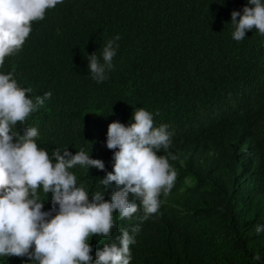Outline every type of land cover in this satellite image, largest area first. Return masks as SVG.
<instances>
[{"label": "trees", "instance_id": "16d2710c", "mask_svg": "<svg viewBox=\"0 0 264 264\" xmlns=\"http://www.w3.org/2000/svg\"><path fill=\"white\" fill-rule=\"evenodd\" d=\"M247 0H64L32 23L22 49L0 71L14 73L32 98L50 100L14 130L37 127L38 147L51 155L85 149L105 170L70 169L90 194L113 171L108 126H128L137 108L172 133L169 160L177 173L158 214H113L116 228L139 227L131 264H264V35L256 29L232 38L231 13ZM251 7V5H248ZM239 19V17H237ZM119 35L114 68L97 83L87 55H100ZM118 150V149H117ZM160 155H167L161 150ZM115 182L104 191L110 200ZM44 211L51 193L38 190ZM91 198V197H90ZM133 195L129 194V201ZM139 205L140 198H135ZM58 208V206H57ZM55 213H53L54 215ZM90 253L111 240L90 238ZM0 264H30L0 257Z\"/></svg>", "mask_w": 264, "mask_h": 264}, {"label": "clouds", "instance_id": "9594fccd", "mask_svg": "<svg viewBox=\"0 0 264 264\" xmlns=\"http://www.w3.org/2000/svg\"><path fill=\"white\" fill-rule=\"evenodd\" d=\"M63 3L0 0V68L7 57L22 49L32 23L43 20L47 10ZM230 23L235 41H242L253 29L264 35V0H247L242 14L231 13ZM119 39L117 35L108 40L99 56L96 52L87 55L88 72L97 83L108 79L114 68ZM31 93L30 87L18 83L14 73L0 71V257H27L30 264H131L130 246L136 243L139 227H133L131 234L120 229L121 235L112 240L116 228L113 214L118 212L120 219L131 218L142 208L147 219L159 213L161 196L171 193L177 177L169 162L176 156L169 151L172 133L168 125L156 127L153 113L144 108L133 112L134 122L128 126L109 124L106 147L115 150L113 171L100 183L105 191L115 182L117 190L105 200L104 191L90 194L78 186L76 175L70 171L77 165L88 171L93 167L103 171L101 159L91 158L83 148L75 154L68 148L55 149L49 155L38 147L37 127H25L22 134L14 130L18 122L23 124L52 97L50 91L35 98ZM161 150L167 155L158 154ZM39 189L51 193L50 211L43 210L45 201L40 199ZM129 194L133 195L131 202ZM255 231L264 232V224H256ZM93 236L111 240L95 252V258L90 254ZM259 260L255 255L250 264Z\"/></svg>", "mask_w": 264, "mask_h": 264}]
</instances>
